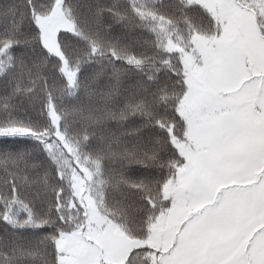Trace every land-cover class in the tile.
<instances>
[{
  "label": "snow or ice",
  "instance_id": "1",
  "mask_svg": "<svg viewBox=\"0 0 264 264\" xmlns=\"http://www.w3.org/2000/svg\"><path fill=\"white\" fill-rule=\"evenodd\" d=\"M0 264H264V0H0Z\"/></svg>",
  "mask_w": 264,
  "mask_h": 264
}]
</instances>
